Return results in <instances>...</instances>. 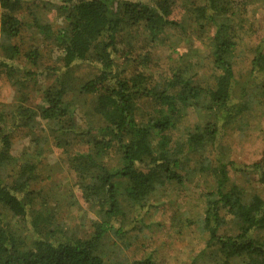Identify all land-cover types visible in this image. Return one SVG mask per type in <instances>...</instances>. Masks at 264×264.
I'll use <instances>...</instances> for the list:
<instances>
[{
    "label": "trees",
    "instance_id": "trees-1",
    "mask_svg": "<svg viewBox=\"0 0 264 264\" xmlns=\"http://www.w3.org/2000/svg\"><path fill=\"white\" fill-rule=\"evenodd\" d=\"M178 1L45 2L67 22L55 28L32 15L36 0H0V78L26 96L0 109V264H159L154 250L124 261L116 242L127 220L136 228L157 208L160 192L169 196L196 173L209 175L211 187L199 222L205 246L189 264H264V197L247 198L229 173L234 162L217 153L214 161L191 164L205 145L219 152L225 127L242 123L254 102L264 101V38L246 28L249 5L264 0H186L188 19L180 21L171 17ZM188 22L196 32L209 28V83L199 82L195 65L164 82L127 67L136 59L126 40L130 27L142 24L155 39L166 29L186 30ZM42 43L58 48L56 62L43 59ZM84 63L96 72L80 76L76 68ZM29 86L40 91L37 103ZM191 109L204 115L185 130L184 148L172 132ZM22 130L29 144L15 154ZM53 151L81 202L95 209L86 237L59 225V210L44 193L55 169L45 159ZM242 170L263 182L264 148ZM72 198L70 204L79 201Z\"/></svg>",
    "mask_w": 264,
    "mask_h": 264
},
{
    "label": "rangeland",
    "instance_id": "rangeland-1",
    "mask_svg": "<svg viewBox=\"0 0 264 264\" xmlns=\"http://www.w3.org/2000/svg\"><path fill=\"white\" fill-rule=\"evenodd\" d=\"M58 1L36 0L38 6H33L35 12L32 15H35V13L40 14L50 25H55V28L65 25L67 22L60 15L61 13L58 15L56 11L45 9V2L51 4ZM239 1L235 0L237 4ZM186 3H188L186 0H179L171 17H175L179 21L184 18L188 19L189 13L188 9H185L188 6ZM194 4L196 5V2ZM247 17L246 28L250 33L264 38V6L250 4ZM191 25L192 23L188 22L186 30L183 28L166 29L155 39L152 38L149 30L142 24L130 27L131 31L128 30L126 40L128 44L133 46L136 59L129 63L127 67L146 72L148 76H153L154 81L164 82L176 71L193 72L194 70L190 66L195 65L199 74V82L209 83L214 75L212 58L209 54L210 47L208 46V39L211 34L208 32L209 28L205 29L207 32H196ZM244 38L247 41L246 35H244ZM41 48L43 49V59L46 62H56L59 54L57 47H53V45L46 47L42 43ZM194 50L195 53H193ZM190 53L195 56H190ZM139 62L142 63L138 64ZM95 69L94 66L84 63L78 66L76 71L80 76L82 74L85 76L95 73ZM153 80L151 83H153ZM27 90L30 94L28 98L37 103L40 94L37 87L29 86ZM19 97L26 96L23 93L18 95L16 87H12L4 77H1L0 109H7L15 103H21ZM89 98L87 99L88 104L93 100L90 101ZM202 115L204 113L197 114L191 109L189 116L185 117L172 132L175 138L180 139L184 148H186L185 142L188 130L201 119ZM186 129L188 130L185 132ZM24 131L22 130L15 135L13 146L15 154H19L29 144V137L26 136ZM210 146L205 145L202 149L196 150L191 164L195 166L199 161H214L217 158L215 157L217 153L223 157V161L232 160L234 162L235 168L230 165L229 173L232 180L244 189L247 198L254 194H260L264 197V181H260L259 174L242 170L243 165L251 164L259 158L264 148L263 100L254 102L245 121L236 124L232 121L231 125L225 127L223 135L219 138V152H217V148L213 149ZM58 153L53 151L45 159L55 169L53 170L52 179L45 182L44 193L47 196L49 195L48 202L55 205L59 210L57 217L59 225L65 227L69 234L86 237L91 233V224L96 218V212L94 207L81 202L79 191L73 185L74 178L72 174L58 165L60 163ZM201 175L196 173L193 178L187 180L184 186H173V190L166 191L169 194L167 197H163L160 192L157 208L152 210V214L148 215L147 219L143 215L145 220L139 222L136 228L133 226L134 222L131 219L127 220L124 224L126 227L125 235L121 236L120 239L118 238L116 242L119 246L117 248L118 257L122 255L124 261L130 262L134 258L147 256L154 250L159 264H189L190 257L205 246L206 234L200 229L199 222L204 209V195L211 187V180L209 175ZM72 195L79 200H76V204H70V201L74 202V200L69 201ZM176 214L182 215V219L175 220ZM19 224L15 221V228ZM230 229L231 224L228 223L226 230L229 231ZM261 237L264 238V232L261 233ZM122 249L123 251L120 254ZM231 262L232 264H243L239 259Z\"/></svg>",
    "mask_w": 264,
    "mask_h": 264
}]
</instances>
